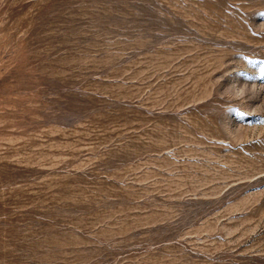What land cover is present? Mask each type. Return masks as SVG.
<instances>
[{
    "label": "rangeland",
    "instance_id": "obj_1",
    "mask_svg": "<svg viewBox=\"0 0 264 264\" xmlns=\"http://www.w3.org/2000/svg\"><path fill=\"white\" fill-rule=\"evenodd\" d=\"M0 264H264V0H0Z\"/></svg>",
    "mask_w": 264,
    "mask_h": 264
}]
</instances>
